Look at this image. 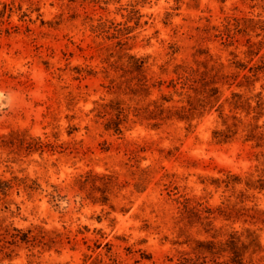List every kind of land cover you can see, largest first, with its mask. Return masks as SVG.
Instances as JSON below:
<instances>
[{
	"label": "rangeland",
	"instance_id": "1",
	"mask_svg": "<svg viewBox=\"0 0 264 264\" xmlns=\"http://www.w3.org/2000/svg\"><path fill=\"white\" fill-rule=\"evenodd\" d=\"M188 69L214 102L149 119ZM247 230L264 264V0H0V264H177Z\"/></svg>",
	"mask_w": 264,
	"mask_h": 264
},
{
	"label": "trees",
	"instance_id": "2",
	"mask_svg": "<svg viewBox=\"0 0 264 264\" xmlns=\"http://www.w3.org/2000/svg\"><path fill=\"white\" fill-rule=\"evenodd\" d=\"M144 66V60L135 58L134 56H130L128 58L127 69L131 71V73L134 72L136 76L131 79L128 88L123 89L126 94L142 97L150 95V89L155 85L149 84V79L145 75ZM178 79L181 82L177 83L171 81L170 86L174 89L175 94H178V96L181 97L185 96V100L179 101V103H185V105L173 106L171 108L164 109V103H170L172 102V99L162 95L160 98L161 102L154 101L151 104H148L149 107H147L146 110L149 119L169 120L175 118L180 121L192 120L197 113H203L206 107L214 102V98L212 100L213 96H217L219 94V89L216 87L218 82L214 79V77H209L206 73L199 72V70H184L183 73L178 74ZM178 84H181L182 90L187 89L184 94L183 92H177ZM126 90H128V92H126ZM233 97L236 98L237 95H233ZM236 103L237 102L231 104L235 105ZM150 106H152V108ZM259 106H261V103H259ZM117 112H119V115L121 114V110ZM111 123L114 124V129L119 132V123ZM154 126H156V124ZM255 128L251 130V134H253ZM107 129H111V126L107 125ZM223 137L225 139L227 136ZM231 177L232 176L228 175L227 179L224 181L226 187L238 184L236 181L239 180H236V178L231 179ZM259 187V189H263L262 185ZM190 213L198 215L197 211L194 212V209H191ZM246 232L247 235L245 239L247 242L242 241L241 237L236 233L231 234L229 239L224 242H216L213 240L198 242L197 247L194 250V255L190 256L188 254H182L179 257L177 264H244V256L247 252L251 250V254L254 255L262 252L263 250L254 232H250L249 230ZM111 246L112 245L108 242L104 245V247H107L108 249H110ZM261 258H264V256ZM93 262V264H120V262L112 258H110L109 262L106 263L101 259L100 255Z\"/></svg>",
	"mask_w": 264,
	"mask_h": 264
}]
</instances>
